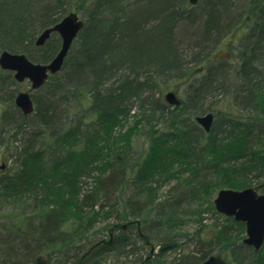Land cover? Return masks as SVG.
I'll return each mask as SVG.
<instances>
[{
  "label": "trees",
  "instance_id": "obj_1",
  "mask_svg": "<svg viewBox=\"0 0 264 264\" xmlns=\"http://www.w3.org/2000/svg\"><path fill=\"white\" fill-rule=\"evenodd\" d=\"M0 5V52L35 63L49 62L60 46L59 37L50 40L56 33L35 46L42 30L69 12L83 16L61 70L32 92L31 114L14 105L18 83L0 68V159L5 151L11 161L0 171V206L9 207L11 222L0 227V264H41L40 256L47 264H99L128 246L133 264H164V253L178 246L183 213L198 222L193 236L200 247L167 264H201L210 255L227 257V264H264V244L255 251L243 243L245 224L212 202L220 189L264 193V0ZM184 22L191 37L178 33ZM224 44L226 54L218 56ZM169 89L179 105L165 101ZM208 112L214 120L205 132L195 117ZM139 125L142 147L133 156ZM201 172L216 180L200 179ZM83 177L92 180L86 191ZM172 179L174 191L158 199ZM203 213L224 221L204 225ZM148 224L158 230L155 253ZM134 225L135 236L126 234Z\"/></svg>",
  "mask_w": 264,
  "mask_h": 264
},
{
  "label": "water",
  "instance_id": "obj_2",
  "mask_svg": "<svg viewBox=\"0 0 264 264\" xmlns=\"http://www.w3.org/2000/svg\"><path fill=\"white\" fill-rule=\"evenodd\" d=\"M199 1L201 0H188L191 5H196ZM82 27L83 21L78 13L69 12L56 24L45 28L37 35L34 41L37 47L43 46L52 33H57L60 38L58 51L47 63L32 62L23 53H11L7 50L0 52V68L12 72L17 83L27 81L30 84L27 91H19L14 98L15 106L24 115H29L34 110L31 92L41 88L50 75L61 70L69 48ZM164 98L169 105H179V99L171 90L164 94ZM213 119L212 112L195 117L196 123L205 132L210 131ZM5 166L6 163H1L0 171L4 170ZM213 205L218 213L243 222L245 237L242 242L259 251L264 242V193H259L256 187L241 190L220 189L213 199ZM38 261L42 263L40 258ZM201 264H227V261L220 256L210 255Z\"/></svg>",
  "mask_w": 264,
  "mask_h": 264
},
{
  "label": "rangeland",
  "instance_id": "obj_3",
  "mask_svg": "<svg viewBox=\"0 0 264 264\" xmlns=\"http://www.w3.org/2000/svg\"><path fill=\"white\" fill-rule=\"evenodd\" d=\"M240 6H238V7H240ZM1 8H2V6H1ZM240 8H242V6ZM196 12L200 13L197 9H196ZM80 18H83V16L80 15ZM177 30H178V33L180 34V36H184V34H187V37H188V35L190 34L188 32V30H190V27H189V24L187 22L182 23L178 27ZM189 37H191V36L189 35ZM56 38H58V35H56V34L53 35L51 37V39H50L51 42L55 43L56 42L55 41ZM225 49L227 50L226 44H224V48L221 49L217 53V55L218 56L225 55L226 54ZM190 56L191 55H189L188 57H190ZM17 88H18V91H26V90L29 89V83L27 81H23L21 83H18ZM133 111H134V109L131 110L130 114H132ZM88 121L89 120H86V122H88ZM131 124H132V117L129 118L128 122L125 124L123 129H126L128 126H131ZM138 128H139V130L136 131V133L132 136V139H131V149H130L131 151H130V153L133 156H134L133 153L137 152L142 147V139H143V132H144L143 125H139ZM3 151H4V149H3ZM6 154L7 153L5 151L2 152V158L0 159V164L1 163H6V165L9 166L11 164V161L8 159ZM199 178L203 179V180H206L208 182H214L216 180V177L211 172H201V175L199 176ZM176 184H177L176 179H172V180H169V182L164 183L161 186V188L159 189L158 193H157L158 199L161 200V199H163L165 197V195H168V194L171 195L172 191H174L173 187H175ZM91 185H92L91 178L83 177L81 179L82 191L88 190L91 187ZM179 186H180V184L177 185L178 188H179ZM180 188H181V186H180ZM258 192L261 193L259 191V189H258ZM180 193H181V191H180ZM216 193H214L213 196H212V202H213L214 197L216 196ZM113 196L114 195H111L110 201H112L115 198V196H114V198H113ZM126 196H127V193L124 194V197H126ZM185 198L187 200L189 198V195H186ZM185 198H184V200H185ZM183 204H182V207L185 206ZM203 206H205V204H203ZM193 207H195V206H193ZM105 209H107V207H105ZM182 210H183V208H182ZM185 212H186V208H185ZM7 214H9V207L7 208L5 206H0V227L1 228L4 226L5 223L6 224L9 223L11 225V222L8 221V219L5 218V215H7ZM187 214L188 213H186V214L183 213V215L181 214V217L183 219H186V223L181 225L180 227H176L175 228V232H174L175 234L174 235H175V241L177 242L178 246L174 247L172 249H169V250H167L164 253V255L161 258V260L164 262V264H167L169 261H171L174 258H179L181 255L194 256L195 254H197V249H198V247H200V245L197 244V240L193 236V233L199 227V224H198V222L193 221L192 219L191 220L187 219ZM207 215H208V218H206ZM202 217H203L202 223L204 225H207V226L211 225L214 222L221 223V222L224 221L222 218H219L217 216H211L208 213L207 214L203 213ZM114 220L115 219L110 216L109 218H107L106 222L111 223ZM156 227L157 226L151 227L148 224V231H149V234H150L149 241H150L151 245H153L154 244L153 242L156 240V235L155 234L158 231ZM1 228H0V237H2L4 235V233H5V232H3V229H1ZM139 229H140L139 226L137 227V226L134 225L132 228H130L129 230H126L125 232H126V234H131V235L135 236V232L137 230H139ZM99 235L102 236V233L99 234ZM244 237H245V232H244ZM141 244L142 243L139 242V245H141ZM151 247L153 248L152 252L155 253V252L158 251V247L157 246L153 245ZM130 249H131L130 246H128L125 249V251H124L125 253L122 254V256H114L111 253L105 254L101 258V262H99V264H133V260H134L136 255L132 254ZM224 258L227 259V257H225V256H224ZM40 260L42 262L41 264H44V262L47 261V258H46V256H40ZM0 261H2V260H0Z\"/></svg>",
  "mask_w": 264,
  "mask_h": 264
}]
</instances>
